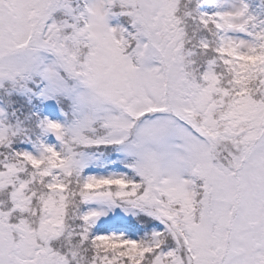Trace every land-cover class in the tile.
<instances>
[{
    "label": "snow or ice",
    "instance_id": "6c2138e0",
    "mask_svg": "<svg viewBox=\"0 0 264 264\" xmlns=\"http://www.w3.org/2000/svg\"><path fill=\"white\" fill-rule=\"evenodd\" d=\"M0 264H264V0H0Z\"/></svg>",
    "mask_w": 264,
    "mask_h": 264
}]
</instances>
